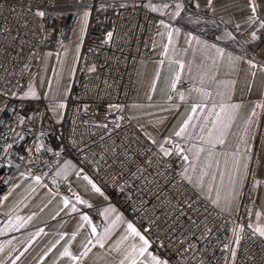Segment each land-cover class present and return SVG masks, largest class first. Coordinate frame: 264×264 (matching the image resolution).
I'll use <instances>...</instances> for the list:
<instances>
[{
  "label": "crops",
  "instance_id": "crops-1",
  "mask_svg": "<svg viewBox=\"0 0 264 264\" xmlns=\"http://www.w3.org/2000/svg\"><path fill=\"white\" fill-rule=\"evenodd\" d=\"M126 4L160 20L151 57L136 71L135 98L121 112L163 154L185 158L182 175L201 196L229 216L248 214L261 236L255 229H264V0ZM82 14L72 42L43 56L36 83L51 101L67 104L71 93L90 21L84 24ZM95 205L101 222L87 212ZM0 210V264H153L150 243L141 253L143 241L128 224L148 239L69 160L45 162L42 176H18ZM65 248L71 255H63Z\"/></svg>",
  "mask_w": 264,
  "mask_h": 264
},
{
  "label": "built area",
  "instance_id": "built-area-1",
  "mask_svg": "<svg viewBox=\"0 0 264 264\" xmlns=\"http://www.w3.org/2000/svg\"><path fill=\"white\" fill-rule=\"evenodd\" d=\"M131 1L143 0H0V205L18 176H42L45 162L69 160L101 186L159 259L229 264L234 255V264H264V239L250 228L251 217L229 216L201 196L182 175L185 158L163 154L121 112L135 98L136 71L151 57L160 20L140 4L101 12ZM86 9L89 27L58 122L45 97L24 94L44 54L72 42ZM100 208L87 211L96 222Z\"/></svg>",
  "mask_w": 264,
  "mask_h": 264
},
{
  "label": "rangeland",
  "instance_id": "rangeland-1",
  "mask_svg": "<svg viewBox=\"0 0 264 264\" xmlns=\"http://www.w3.org/2000/svg\"><path fill=\"white\" fill-rule=\"evenodd\" d=\"M76 1H80V2H90L91 0H76ZM57 2L58 3H70L71 0H63V1L62 0H57ZM126 3L127 2H125V3H122V2H118V3L117 2H114L112 4H105V5H103L101 7V12H106L108 10L115 9L116 7L122 6L124 4L125 5H128ZM89 11L90 10H88V9H86L84 11L85 14L87 13V15H85L84 24H85V22H88V17L90 16V14H89L90 12ZM82 16H83V14H82ZM42 61H43V59L41 60L40 67H39V69H37V71L35 73V76H34L32 82L30 84V87H29L28 91L24 94V97H27V98H37V97H40L41 96L42 91L40 90V88L37 85L36 81H37V79L39 77L40 69H41V66H42ZM76 70H77V67L75 68V73H76ZM59 73H60V75H59L58 79H60V77L63 76V73L61 75L60 70H59ZM61 79H62V77H61ZM73 81L74 80L71 79V81H70V83H69V85L67 87L68 92H71V90H72L73 83H74ZM45 82H46L45 83V87L47 85L49 86V84L51 82V78L48 77ZM61 83H62L61 81H58V83H57V86L60 87V90H61V88L63 86V84H61ZM68 94H70V93H68ZM42 97H44V96H42ZM46 99L50 102V108H51V111H52V114H53L55 120L58 121V122L59 121L62 122L64 120V116H65V113H66L67 104L66 103H63V102H60V101H51V98L50 97H48ZM61 105H63V107H61ZM229 264H234V255H232V259H231V261H230Z\"/></svg>",
  "mask_w": 264,
  "mask_h": 264
},
{
  "label": "snow or ice",
  "instance_id": "snow-or-ice-1",
  "mask_svg": "<svg viewBox=\"0 0 264 264\" xmlns=\"http://www.w3.org/2000/svg\"><path fill=\"white\" fill-rule=\"evenodd\" d=\"M39 15L43 16L44 13L40 12ZM85 15H87V13ZM61 107H63V105H61ZM185 127H187V121L185 122ZM185 127H181L180 131L176 132L175 135L180 136L185 131ZM220 142L222 143L223 141H220ZM93 187H95V185H93ZM96 191H99V189L97 188ZM73 210H75V209H73ZM84 219H87V217H84ZM128 228L130 229L131 233L134 236L140 237V239L143 241L141 253L146 251V248H147L149 242L147 240H145L143 236L140 235V233L132 226V224H128ZM255 231L259 232V234L261 236H264V229L257 228V229H255ZM63 255L69 256V255H71V253L69 252V250L67 248H65ZM82 255H87V249L82 253ZM73 259H76V257H73ZM152 261H153V264H167V261L161 260V259L157 258L156 256L152 257Z\"/></svg>",
  "mask_w": 264,
  "mask_h": 264
},
{
  "label": "bare ground",
  "instance_id": "bare-ground-1",
  "mask_svg": "<svg viewBox=\"0 0 264 264\" xmlns=\"http://www.w3.org/2000/svg\"><path fill=\"white\" fill-rule=\"evenodd\" d=\"M88 5V4H87ZM61 80V79H60ZM59 89V88H58Z\"/></svg>",
  "mask_w": 264,
  "mask_h": 264
}]
</instances>
